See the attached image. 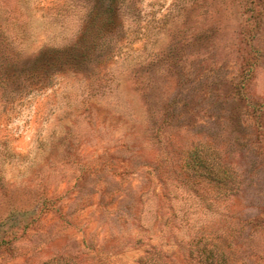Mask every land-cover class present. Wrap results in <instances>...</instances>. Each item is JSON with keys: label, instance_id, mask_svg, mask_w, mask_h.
<instances>
[{"label": "rangeland", "instance_id": "obj_1", "mask_svg": "<svg viewBox=\"0 0 264 264\" xmlns=\"http://www.w3.org/2000/svg\"><path fill=\"white\" fill-rule=\"evenodd\" d=\"M117 4L0 0V264H264V0Z\"/></svg>", "mask_w": 264, "mask_h": 264}, {"label": "trees", "instance_id": "obj_2", "mask_svg": "<svg viewBox=\"0 0 264 264\" xmlns=\"http://www.w3.org/2000/svg\"><path fill=\"white\" fill-rule=\"evenodd\" d=\"M110 3V12L116 15V7L119 0H108ZM6 21L8 22L10 17L7 14ZM114 26V22L110 24ZM9 26L5 25V30H0V38L5 39L8 36ZM189 167L193 170L191 176L194 179H200L201 181L209 184L216 185L221 193L222 198L230 199L238 195L242 188V179L240 175L232 168L225 165L219 156H216L214 151L202 150L201 148H195L190 153ZM201 264H226L227 260L224 254H218L214 250L203 249L202 253L198 256ZM46 264H69L65 257H59L53 259ZM146 264H163L157 262L155 258L151 257L146 261Z\"/></svg>", "mask_w": 264, "mask_h": 264}]
</instances>
